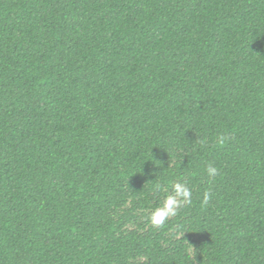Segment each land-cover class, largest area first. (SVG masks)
Returning <instances> with one entry per match:
<instances>
[{"label": "trees", "instance_id": "obj_1", "mask_svg": "<svg viewBox=\"0 0 264 264\" xmlns=\"http://www.w3.org/2000/svg\"><path fill=\"white\" fill-rule=\"evenodd\" d=\"M0 264H264V0H0Z\"/></svg>", "mask_w": 264, "mask_h": 264}, {"label": "clouds", "instance_id": "obj_2", "mask_svg": "<svg viewBox=\"0 0 264 264\" xmlns=\"http://www.w3.org/2000/svg\"><path fill=\"white\" fill-rule=\"evenodd\" d=\"M223 139L224 138L221 137V143L223 142ZM206 171L209 177H214L217 174L218 169L209 165ZM209 199L210 194L205 192L204 203H207ZM191 203V189L182 182H176L172 186V194L165 196L162 204L151 211L148 219L153 225L162 226L166 219L177 214V210L180 207Z\"/></svg>", "mask_w": 264, "mask_h": 264}]
</instances>
